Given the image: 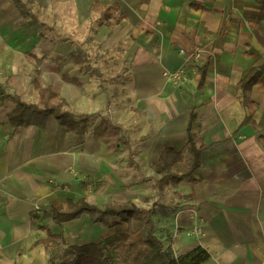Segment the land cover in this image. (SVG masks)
I'll return each mask as SVG.
<instances>
[{
  "label": "crops",
  "instance_id": "crops-1",
  "mask_svg": "<svg viewBox=\"0 0 264 264\" xmlns=\"http://www.w3.org/2000/svg\"><path fill=\"white\" fill-rule=\"evenodd\" d=\"M65 1L85 11L103 10L113 19L108 30L113 40H123L127 83L123 95L111 102L107 118L120 128L121 137L110 148L94 129L72 132L54 116L15 129L8 120L15 102L0 96V264H50L46 244L38 243L49 233L63 235L65 247L115 236V228L92 222L88 214L62 225L54 221L53 201H77L84 195L99 208L114 201L144 207L159 202L155 224L171 234L176 256L201 246L210 254L203 264H264V75L252 88V122H244L251 114L238 88L253 67L264 64V47L251 27L264 0ZM21 2L22 9L14 0H0L3 89L39 103L37 79L43 88L51 86L72 111L87 106L93 109L90 114L97 113L101 102L86 100L77 110L69 107L65 83L82 88L79 96L86 97L79 74L57 79L55 87L41 81V69L48 64L27 51L36 40L31 25L38 22ZM121 13L126 18L116 22ZM178 68L187 71L185 84H174L166 76ZM28 72L30 76L24 75ZM24 87L29 92L33 88L37 98L28 100L25 90L20 91ZM190 125L206 147L194 172L197 182L185 184L184 197L174 193L171 198L166 192L161 198L146 183L142 192L122 176L123 153L136 150L138 161L155 169L163 150L184 147ZM122 130L134 133L127 139ZM91 180L84 188L82 182Z\"/></svg>",
  "mask_w": 264,
  "mask_h": 264
},
{
  "label": "trees",
  "instance_id": "trees-1",
  "mask_svg": "<svg viewBox=\"0 0 264 264\" xmlns=\"http://www.w3.org/2000/svg\"><path fill=\"white\" fill-rule=\"evenodd\" d=\"M16 5L23 8L21 0H14ZM107 8V13L111 11ZM126 18L121 13L116 20L120 22ZM264 2L261 15L256 23L251 24L256 38L264 47ZM76 64L82 63L84 58L79 54H72ZM264 75V64L253 67L248 74L238 83L242 91L243 105L250 110V116L245 123L252 122L255 111L251 93L253 86ZM205 76V73H203ZM75 83V81L72 80ZM34 85L40 97L39 103L25 102L19 95H9L0 84L2 99H11L15 102L14 108L8 113V120L15 129L31 124H42L50 116H54L58 123L66 126L68 130L76 133L88 132V125L82 124L79 115L68 108L65 99L52 89L51 86L43 88L37 79ZM195 114H192V119ZM98 138L106 141L110 148L112 142L120 139V128L108 119L101 118L94 128ZM189 139L180 151L166 148L161 152L155 171L162 178L160 185L170 184L177 186L182 181L193 185L197 182L194 172L200 167L201 153L206 147L199 135L189 127ZM118 142V141H116ZM93 181L82 182L84 188ZM188 196H193L189 193ZM53 219L58 225L80 218L88 214L94 223L116 229V235L99 243L64 246V237L61 234L49 233L48 239L39 241L45 243L49 254L50 264H203L210 258L209 252L199 246L189 253L176 256L171 248V234L164 233L163 229L155 224L156 210L154 207H144L133 201L109 202L103 208L90 204L84 195L75 201L68 199L66 202L55 200L52 203ZM122 222L127 227H122ZM118 245L122 250H116Z\"/></svg>",
  "mask_w": 264,
  "mask_h": 264
},
{
  "label": "rangeland",
  "instance_id": "rangeland-1",
  "mask_svg": "<svg viewBox=\"0 0 264 264\" xmlns=\"http://www.w3.org/2000/svg\"><path fill=\"white\" fill-rule=\"evenodd\" d=\"M24 1L35 13L38 22L31 25L32 30L36 33V40L31 44L29 42L27 51L39 55L48 64V68L41 69L40 76H43L41 81L45 84L48 82V85L55 87L59 85L57 79L65 80L64 77L73 78L72 75L79 74L82 78L80 86H84L86 97L81 98L79 93L82 88L72 84L65 83L63 92L70 98L71 105L69 104V107L71 106L75 110L77 107H82L86 100L101 102L97 113L90 114L93 109L87 106L83 110L75 111L80 116L81 125L87 123L88 130H93L99 119L108 118L111 102L123 95L122 91L127 83L124 80L127 68L123 63V40H119L117 43L113 40V32L108 31L114 25L112 17L106 16L103 10H82L78 8L76 2L65 0ZM72 54H79L84 58V61L80 65H76ZM24 75L30 76L31 73L28 72ZM46 76H48V80L45 79ZM24 90L28 100L33 101L37 98V92L33 88L30 89V92L25 87L20 91ZM29 93H32L34 97L30 99ZM86 110L87 112H83ZM133 133L132 130V135ZM121 134L127 139L132 137L131 134L127 135V132H123V130ZM137 156L136 150L123 153L121 174L127 178L128 182L130 181L134 186L138 185V189L142 188L143 183H146L149 191L156 192L161 198L166 192L171 198H174V193L184 197L185 184L189 186L188 182L178 183L177 191H173L170 184L160 185L159 176L152 163L142 164L138 161ZM142 189L143 192L144 188ZM155 198L157 197L155 196ZM148 200H152V197L149 196ZM156 205L158 206L154 207L155 209L162 206L159 202H154V206Z\"/></svg>",
  "mask_w": 264,
  "mask_h": 264
},
{
  "label": "built area",
  "instance_id": "built-area-1",
  "mask_svg": "<svg viewBox=\"0 0 264 264\" xmlns=\"http://www.w3.org/2000/svg\"><path fill=\"white\" fill-rule=\"evenodd\" d=\"M181 53H185L184 50H181ZM166 76H168L174 84H185L188 80V74L185 68H178L169 72H166Z\"/></svg>",
  "mask_w": 264,
  "mask_h": 264
}]
</instances>
